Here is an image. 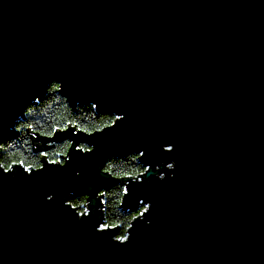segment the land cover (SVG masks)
<instances>
[{"label":"water","instance_id":"obj_1","mask_svg":"<svg viewBox=\"0 0 264 264\" xmlns=\"http://www.w3.org/2000/svg\"><path fill=\"white\" fill-rule=\"evenodd\" d=\"M53 78L74 102L127 116L91 136L27 130L41 171L0 173V264H264V0H0V138ZM64 142L72 160L47 165ZM142 149V182L101 175L111 154ZM164 160L178 169L160 182ZM117 183L122 211L153 204L123 245L119 227L96 231L97 191ZM68 187L91 194L90 217L64 205Z\"/></svg>","mask_w":264,"mask_h":264},{"label":"clouds","instance_id":"obj_2","mask_svg":"<svg viewBox=\"0 0 264 264\" xmlns=\"http://www.w3.org/2000/svg\"><path fill=\"white\" fill-rule=\"evenodd\" d=\"M56 83L63 85V82L61 80H59L57 78L51 79L46 86V90H45L44 94L42 96H40L39 98L43 99L45 97H48L50 90L52 89L53 85ZM59 95L61 97H66L68 99V101L70 102V105L72 107L76 108L77 110H79V109H85V110L96 109L98 113L107 112V113L111 114L117 120V123L115 124V126H117L120 122H123L126 119L127 114L123 113V112H117V111H111V112L104 111V112H102V111H100L99 103L96 101H91V102H88L87 104H85L79 100L74 102L70 96L63 94V91ZM33 105H34V102L27 104L25 106V109L23 110L22 114L20 116H18L17 119L14 121L12 128H13L14 132L16 133V135H13L11 137L0 138V142H2V143H0V161H6L7 163H11L12 156L19 153L21 155V157L23 159H25V161L28 162L26 164L21 165L20 169H22V171L24 173H26L29 178H31L35 173H38L41 171L40 169H33L31 167V162L35 161L37 159H40L43 155L40 152L34 151L35 145H33L31 143V140L25 139V143L28 146L26 148H23V149L16 148L15 145H14V150H2V149H4V146L6 144L12 143V142H15V141L21 139L22 135L24 134V130H26L27 128L33 127L32 124L27 122V117H28L30 111L32 110ZM68 123H71V121H69ZM113 127H110L107 129H112ZM107 129H102L97 133H104L105 130H107ZM88 135L91 136L92 133H88ZM74 141L77 145L76 150L78 152H81L84 154H91L95 151V148H96L95 144H89V143L84 142V141H81L77 144L76 140H74ZM81 144H84L87 147L84 149H81V147H79V145H81ZM161 148L165 152H172L175 149V144L161 145ZM146 152H147V149H142L138 152L137 151L128 152L126 155H123V156H119V155L113 153L108 158H106L104 160L103 166L100 168V173H101V175L108 174L111 177H113V172L110 170V165H112V163L114 161L122 160L125 162L132 163L133 167H142L144 169V173L141 174L138 178H132L135 182L140 183V182H142V178L144 177V175L149 173L150 169L152 168L151 163L142 162L143 158L146 155ZM71 160H72V156L66 155L65 158L60 160L59 162H56L52 158H49L46 161V163H47V165H59V166L63 167V166L68 165L69 161H71ZM155 167H156V174L154 176V179H156L160 182H164L165 180L169 179V173H171V177L173 179L175 178L176 170L178 169V163L176 160H171V161L164 160V161H161L160 163H157ZM45 168H43V170H45ZM16 172H17V169H16L15 165H13L11 169H9L8 167L5 166L4 162H0V173L10 174L13 179H16ZM82 174H83L82 171H79V170L76 171L77 176H81ZM117 185H118V183L115 184L114 186H112L110 189L101 188L97 191L96 199L106 202V209L105 208L100 209V211L103 213V218L99 221V225L96 228V231L100 234H103L105 232V230H112L108 227V223H109L110 218H113L111 216V213H109L107 211L108 199L107 198L101 199V197L104 196L105 193L111 192L115 187H117ZM119 187L122 188L123 196L126 197L129 194V184L128 183H119ZM66 196L69 198L64 200V205L65 206L70 205L72 209L76 210V213L78 214V218L83 219V218H87V217L91 216V214H92L91 199H90V201L87 200V198L89 196L91 197L90 193H83L80 195H76L75 189L72 187H68L67 192H66ZM59 198H60L59 194L55 193V192L47 194L45 197L46 201H48V202L55 201ZM152 207H153V204L151 201L145 202L143 199H141L139 201V205L137 208H135L134 210H129L127 213H125L123 211V218H124L125 223H126L129 230H128L127 234L121 235L120 233L123 231V228H121L118 234H115L111 237L113 242H119L121 245L128 243L131 239V236H132L130 229H133L134 222H136L138 220V219L132 220L130 218L133 217L135 215V213H139V215H140L139 219L141 221H144L146 219V214L150 213V210L152 209ZM147 223L150 225L152 223V221L148 220Z\"/></svg>","mask_w":264,"mask_h":264},{"label":"trees","instance_id":"obj_3","mask_svg":"<svg viewBox=\"0 0 264 264\" xmlns=\"http://www.w3.org/2000/svg\"><path fill=\"white\" fill-rule=\"evenodd\" d=\"M58 90V85L54 84L49 96L43 98L37 105L32 106V110L27 117V122L32 124L33 127L24 130L21 139L6 144L2 150H14V145L16 148H26L28 145L25 143V139H30L27 134V130L29 129L35 133L49 137L56 130H64L68 126H75L78 130L86 133H93L109 127L115 122L116 119L114 116L110 114H99L96 109H72L66 100L59 95ZM69 121L71 123H68ZM69 146L70 144L68 142L54 144L45 155L47 159L52 158L54 161L59 162L66 156ZM0 162H4L8 168L17 163H21L22 165L28 163L19 153L12 156L11 163H7L6 161ZM31 167L33 169L40 168L41 158L32 161ZM110 170L113 172L115 178L138 177L144 172L142 167H133L132 163L122 160L114 161L110 165ZM105 198L108 199L107 211L113 217L110 218L108 227L123 228L120 234H127L128 227L123 218V211L121 210V201L123 198L122 188L118 185L111 192L105 193ZM104 205L106 209V202H104ZM134 217L135 215L130 219L133 220Z\"/></svg>","mask_w":264,"mask_h":264}]
</instances>
